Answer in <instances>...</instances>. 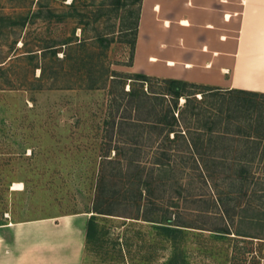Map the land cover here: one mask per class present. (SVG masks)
Listing matches in <instances>:
<instances>
[{"label": "rangeland", "instance_id": "374dc122", "mask_svg": "<svg viewBox=\"0 0 264 264\" xmlns=\"http://www.w3.org/2000/svg\"><path fill=\"white\" fill-rule=\"evenodd\" d=\"M138 3L0 0V225L72 214L90 219L114 86L108 74L135 73ZM15 183L22 188L14 189ZM196 191L210 192L202 184ZM131 206L119 202L113 209L137 217ZM207 206L181 204L199 211ZM260 216L236 220L230 235L170 232L144 219L104 216L103 244L86 248L83 264H169L173 256V264H264V210ZM185 219L204 228L221 223L202 212H185ZM239 229L262 238L237 235Z\"/></svg>", "mask_w": 264, "mask_h": 264}, {"label": "trees", "instance_id": "16d2710c", "mask_svg": "<svg viewBox=\"0 0 264 264\" xmlns=\"http://www.w3.org/2000/svg\"><path fill=\"white\" fill-rule=\"evenodd\" d=\"M138 1L131 65L143 4ZM110 77L114 86L104 122L105 153L93 214L87 223V248L102 246L107 234L101 222L108 218L104 216L144 219L160 223L158 228L170 232L197 228L226 235L232 234L236 220L262 219L264 93L144 73L115 71ZM116 84L120 85L117 90ZM103 87H107L105 80ZM200 184L210 190L207 195L196 193ZM119 202L137 207V217L118 215L113 208ZM184 202L209 207L199 211L181 207ZM185 212L214 214L221 223L194 226L183 220ZM237 232L262 238L242 229ZM175 260L173 256L169 264Z\"/></svg>", "mask_w": 264, "mask_h": 264}, {"label": "crops", "instance_id": "0c3cea01", "mask_svg": "<svg viewBox=\"0 0 264 264\" xmlns=\"http://www.w3.org/2000/svg\"><path fill=\"white\" fill-rule=\"evenodd\" d=\"M131 70L264 93V0H143ZM84 214L0 225V264H83Z\"/></svg>", "mask_w": 264, "mask_h": 264}, {"label": "bare ground", "instance_id": "6f19581e", "mask_svg": "<svg viewBox=\"0 0 264 264\" xmlns=\"http://www.w3.org/2000/svg\"><path fill=\"white\" fill-rule=\"evenodd\" d=\"M22 184L21 183H15L14 185V189H21L22 188Z\"/></svg>", "mask_w": 264, "mask_h": 264}]
</instances>
